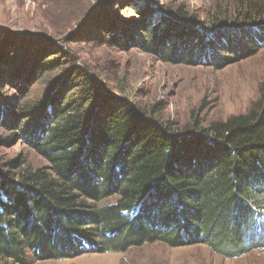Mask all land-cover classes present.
Instances as JSON below:
<instances>
[{
	"label": "trees",
	"instance_id": "1",
	"mask_svg": "<svg viewBox=\"0 0 264 264\" xmlns=\"http://www.w3.org/2000/svg\"><path fill=\"white\" fill-rule=\"evenodd\" d=\"M141 1L134 26L98 24L110 45L133 27L145 51L184 62L211 51L255 52L264 43L260 14L243 13L249 29L238 37L223 27L224 14L212 17L218 28L209 29L208 43L197 29L201 22L183 6L160 11L155 1ZM79 3L54 0L53 6L75 17ZM24 36L0 37V91L11 86L18 93L16 104L0 96V125L16 128L47 166L12 174L0 165V257L30 264V257L63 259L150 242H199L227 258L264 248V102L206 127L195 120L178 130L124 100L101 99L96 74L68 51L74 73L67 94L52 78L47 95L32 96L56 55L45 57L46 45L35 42L41 38Z\"/></svg>",
	"mask_w": 264,
	"mask_h": 264
},
{
	"label": "rangeland",
	"instance_id": "2",
	"mask_svg": "<svg viewBox=\"0 0 264 264\" xmlns=\"http://www.w3.org/2000/svg\"><path fill=\"white\" fill-rule=\"evenodd\" d=\"M153 1L160 9L165 5H180L194 14L201 22L197 29L208 43L212 38L209 29L218 28V25L212 26L210 19L219 14L226 16L223 27L237 37L239 31L249 29L242 20L245 11L250 15L260 14L256 22L264 25V0ZM53 2L0 0V37L9 35L17 39L34 35L41 38L35 40L36 44L46 45L45 57L50 51L56 55L55 61L49 64L52 72L39 80L31 90L32 96L47 95L48 82L52 78H59L55 86L67 94L69 79L74 73V66L64 57L68 51L69 55L72 53L77 57L76 65L88 66L96 74L103 87L101 99L124 100L145 117L169 121L178 130L195 120L206 127L264 102V43L255 52L247 49L237 54L220 52L214 56L211 51L204 56L202 53L186 55L184 62H179L180 56L176 55L171 56L174 60H165L160 54L143 49V39L137 36L139 31L133 27L118 35L117 41L121 44L110 45L98 26L105 20L113 24L130 22L134 26L138 23L134 7L140 5L141 0L128 2V8L125 0H78V9L81 4L83 7L75 17L58 13ZM86 14L89 15L84 18ZM130 36L134 39L128 38ZM220 42L226 41L221 39ZM4 95L11 96L16 104L18 93L15 88L6 86L0 91V96ZM10 131L14 132L16 128L7 130L0 125V165L5 171L13 174L24 167L34 170L47 166L46 160L17 136V131L11 132L13 137L7 140ZM107 201L113 203L114 198ZM29 261L30 264H264V248L256 247L246 254L227 258L199 242L175 247L150 242L123 251L91 250L63 259L30 257ZM0 264L22 263L0 257Z\"/></svg>",
	"mask_w": 264,
	"mask_h": 264
}]
</instances>
